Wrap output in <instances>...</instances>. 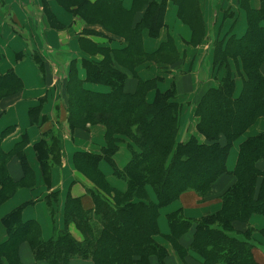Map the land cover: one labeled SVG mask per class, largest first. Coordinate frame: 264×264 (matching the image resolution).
Listing matches in <instances>:
<instances>
[{
  "label": "trees",
  "instance_id": "1",
  "mask_svg": "<svg viewBox=\"0 0 264 264\" xmlns=\"http://www.w3.org/2000/svg\"><path fill=\"white\" fill-rule=\"evenodd\" d=\"M172 1L179 5L180 18L201 36L203 22L199 19L195 1ZM95 3V6L90 5L91 10L108 7L111 16L119 21L118 28L126 43L123 49L130 54L127 58L138 57L134 61H140L144 54L137 51L140 48L139 33L146 29L152 37L158 34L163 25L165 0H144L140 20L133 26L130 22L128 26L123 23L124 19H132V14L119 0H97ZM81 6L82 2L75 4V10L79 12ZM107 15L106 19L109 18ZM252 15L241 37L230 36L223 45L221 42L215 44L213 57L218 65L214 64L221 71L218 84L207 88L195 104V130L202 140L195 135L183 141L176 139L181 106L174 100V89L157 91L153 100L147 102L145 94L150 83L140 82L134 92L126 93L122 90L125 73L114 68L110 60L83 59L85 80L109 86L108 92L100 93L83 88L76 71L71 69L66 85L67 118L71 127L83 121L100 122L105 126L106 136L101 153L77 151L74 162L81 164L83 172L102 190H87L94 202L89 209L82 207L78 197L67 193L64 227L55 230L46 240L39 236L35 220L20 218V210L25 204L22 203L1 219L8 232L3 244L5 248L12 249L20 238L25 237L34 258L44 259L48 264H70L77 258L89 259L93 264H149L151 254H157L160 260L165 249L153 240L159 208L186 190L201 195L208 193L215 178L226 172L225 161L233 141L264 113V73L260 71V63L264 60V26L261 25L264 9ZM169 47L170 43L165 41L159 49ZM229 57L238 65L236 72L242 80L238 95L234 93L235 74L231 71L232 58ZM36 59L39 61L40 57L36 55ZM1 89H7L3 95L20 89V80L11 69L0 75ZM124 136L130 141L131 156L123 168H118L112 155L117 149V141ZM238 148L231 171L235 181L222 192L219 209L197 219L185 218L179 210L167 214L169 233L165 238L179 255L186 252L179 244L180 237L192 230L188 248L202 259L203 264H261L253 254L257 247L253 244L249 218L253 214L264 216V130L245 138ZM60 150L61 137L57 132L49 143L42 138L35 144L46 181L50 178L51 165L60 159ZM9 155L0 153V188L3 189L16 186L7 174L5 178L2 176ZM101 159L108 161L113 173L125 181L124 190L107 185L105 177L96 168ZM20 160L27 172L29 167L25 159L20 157ZM147 185L155 193V202L143 200ZM103 189L110 197L102 193ZM51 195L55 197L57 193ZM70 221L81 231L82 240H77L68 231ZM239 223L245 225L244 229L237 228Z\"/></svg>",
  "mask_w": 264,
  "mask_h": 264
},
{
  "label": "crops",
  "instance_id": "2",
  "mask_svg": "<svg viewBox=\"0 0 264 264\" xmlns=\"http://www.w3.org/2000/svg\"><path fill=\"white\" fill-rule=\"evenodd\" d=\"M96 1L0 0V75L11 69L20 80V89L5 95L3 92L8 88L0 90V153H10L2 176L5 178L7 174L16 184L13 189L0 188L1 264H48L44 259L34 258L25 237L20 238L12 249L5 248L3 244L8 232L1 221L3 216L25 203L20 210V218L35 220L39 226V236L46 240L55 230L64 227L67 193L78 197L82 207L89 209L94 202L87 190L100 189L83 172V166L74 162V154L77 151L101 153L106 145L105 126L100 122L83 121L71 127L67 118L66 93L71 69L76 71L83 88L100 93L108 92L109 86L85 80L83 59L94 62L110 60L114 68L125 73L122 90L126 93L134 92L140 82L150 83L145 94L147 102L153 100L157 91L174 89V100L181 106L176 139L183 141L195 135L202 140L195 130V104L207 88L218 84L221 71L216 72L212 68L211 58L215 44L221 42L223 45L230 36L241 37L252 14L264 9V0H194L199 9V19L203 22V34L197 36V30L193 32L188 22L180 18L179 5L165 0L163 25L158 34L152 37L146 29L139 33L140 48L137 51L143 53L144 57L135 63L134 57L127 58L130 54L123 49L126 46L124 36L114 28L119 27L120 23L111 16L108 7L90 9V5L95 6ZM119 1L132 14V19H124L125 26H128V22L132 26L138 23L144 10V0ZM81 2L82 6L77 12L75 4ZM106 15L109 18L102 19ZM261 25L264 26V18ZM206 39L213 41L210 46ZM165 41L170 43V47L159 49ZM36 55L40 57L39 61ZM230 62L231 71L235 74L234 93L236 90L240 92L242 80L236 72L238 65L233 58ZM260 71L264 73V60L260 63ZM263 130L264 113H261L233 141L225 161L226 172L215 178L208 193L201 195L194 190H186L159 208L157 233L153 240L165 249V254L160 260L157 254H151L149 264H203L202 259L188 248L192 230L180 237L179 244L186 250L183 255H179L165 238L169 233L167 214L179 210L183 217L197 219L219 209L222 192L235 181L231 171L239 144ZM55 132L61 137L60 159L51 165L50 178L46 181L41 173L35 144L42 138L49 143ZM130 156V141L124 136L117 141L112 161L118 168H123ZM20 157L29 167L27 172H24ZM96 168L109 187L119 190L126 188L125 181L113 173L108 161L99 160ZM147 187L149 185L145 187L146 197L143 200L155 202V193L148 191ZM54 192L57 195L50 196ZM102 193L108 195L104 189ZM249 224L253 228V239L262 246L255 248L254 257L264 264V216L253 214ZM244 227L237 224L239 229ZM67 229L77 240H82V233L73 222L67 224ZM70 264L93 262L77 258L71 260Z\"/></svg>",
  "mask_w": 264,
  "mask_h": 264
},
{
  "label": "rangeland",
  "instance_id": "3",
  "mask_svg": "<svg viewBox=\"0 0 264 264\" xmlns=\"http://www.w3.org/2000/svg\"><path fill=\"white\" fill-rule=\"evenodd\" d=\"M87 18V17H86ZM90 18L91 19H94L91 15H90ZM88 19V18H87ZM102 19H106V17H104V18H102ZM109 26H110V29L111 30H113V27L111 26V24H108ZM114 28H116L117 30H119V28L117 27V26H114ZM206 41H207V43H208V45L210 46L211 44H212V40H210V39H206ZM206 41H203V42H206ZM214 51H213V55L211 56V58H212V68L213 69H215V71L217 70V66L215 65V64H217V63H215L214 62ZM138 57H134V59H137ZM230 58H232V57H230ZM232 60V59H231ZM215 63V64H214ZM218 65V64H217ZM217 72V71H216ZM215 79V78H214ZM216 80V79H215ZM239 94V91L238 90H236V92H235V95H238ZM196 116V115H195ZM197 117V116H196ZM147 190L149 191H151L152 190V188L149 186V187H147ZM263 234H264V231H263ZM254 242H253V244H256V247L257 248H261L262 246L261 245H259V243H256V241L255 240H253Z\"/></svg>",
  "mask_w": 264,
  "mask_h": 264
}]
</instances>
